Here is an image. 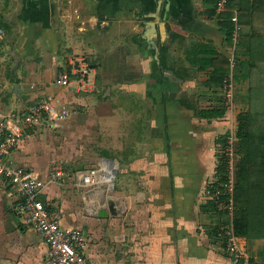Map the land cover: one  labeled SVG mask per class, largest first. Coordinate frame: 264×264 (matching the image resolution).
<instances>
[{
    "label": "crops",
    "instance_id": "0c3cea01",
    "mask_svg": "<svg viewBox=\"0 0 264 264\" xmlns=\"http://www.w3.org/2000/svg\"><path fill=\"white\" fill-rule=\"evenodd\" d=\"M215 2L0 0V118L16 120L43 100L72 111L59 129L30 125L6 159L43 180L60 172L39 198L60 226L83 232L90 264H232L219 230L229 222L204 196L219 175L225 127L198 110L220 103L203 84L209 69L188 58L197 44L233 54L237 88L247 87L245 62L264 59V0H233L236 43ZM61 73L68 86L57 83ZM106 161L110 183L82 182ZM22 203L15 186L0 185V264H46ZM241 238L249 264H264V239Z\"/></svg>",
    "mask_w": 264,
    "mask_h": 264
},
{
    "label": "built area",
    "instance_id": "2783aa9c",
    "mask_svg": "<svg viewBox=\"0 0 264 264\" xmlns=\"http://www.w3.org/2000/svg\"><path fill=\"white\" fill-rule=\"evenodd\" d=\"M229 0H216L214 10L216 14L231 12L228 6ZM230 20L234 22V39L237 42V14L231 12ZM231 53V52H230ZM230 72L223 80L222 92L223 105L226 111L234 110L233 103V69L236 59L228 58ZM57 83L68 86L69 76L66 73L59 74ZM51 100H43L31 107L28 114L14 120L10 117L0 118V185H13L23 198L20 206L24 213L23 223L32 226L43 238L47 245L46 264H90L84 254L86 237L78 228H64L60 226V214L54 209H49L39 198V194L51 182H56L59 171L51 173L47 180L41 179L34 171L14 165L6 157L13 151L23 137L24 131L32 124L45 123L51 128L59 129L63 122L71 116L72 111L54 106ZM230 110V111H229ZM225 111V114H226ZM228 128V127H227ZM225 131L224 142L216 144L218 163L223 161L224 171L204 189V196L215 203L217 212L231 213L233 209V189L235 181V136L234 132ZM233 133V134H232ZM114 168L111 161L98 164L95 168L88 169L82 176V182L88 186L112 181ZM224 239L225 254L232 264H249V256L242 245V238L234 234L231 221L220 226Z\"/></svg>",
    "mask_w": 264,
    "mask_h": 264
},
{
    "label": "trees",
    "instance_id": "16d2710c",
    "mask_svg": "<svg viewBox=\"0 0 264 264\" xmlns=\"http://www.w3.org/2000/svg\"><path fill=\"white\" fill-rule=\"evenodd\" d=\"M232 2L233 0L228 2L230 8ZM23 13L26 14L24 18H29L31 21L36 20L35 11L24 10ZM228 14L231 16V13ZM221 19L220 24L225 29L226 38L230 40L229 34L234 23L229 22L228 16H223ZM237 19V25H240L239 14ZM190 54L188 61L195 65L198 71L209 69L207 79L203 84L212 94H218L216 98L220 103L218 107L214 106L212 109L199 108L198 115L201 118L215 117L222 120L225 108L223 98L217 90L222 89L223 80L230 72V62L217 53L215 48L206 44H197L192 48ZM245 63H248L249 66L248 74L244 77L248 81L247 87L242 86L233 91V103H241L245 105V108L237 115L234 146L236 158L233 189L234 209L231 224L235 235L255 240L264 239V59L252 56L250 61ZM236 64L238 65L237 60ZM232 77L233 80L239 81L238 79L243 76H238L233 70ZM225 134L219 138L218 144L221 145L224 142ZM218 155L217 152V158ZM220 162L223 161L220 159ZM220 162L217 171L221 175L224 166L223 164L221 166ZM211 203L217 211L215 203Z\"/></svg>",
    "mask_w": 264,
    "mask_h": 264
},
{
    "label": "rangeland",
    "instance_id": "374dc122",
    "mask_svg": "<svg viewBox=\"0 0 264 264\" xmlns=\"http://www.w3.org/2000/svg\"><path fill=\"white\" fill-rule=\"evenodd\" d=\"M196 78V77H195ZM195 78H192V79H194V80H196ZM233 82H234V84H233V86H234V89H236L237 88V85H236V80L234 79L233 80ZM192 91V90H191ZM194 94H195V92H193ZM193 96H196V95H193ZM220 96H222V98L224 97V94H223V92H222V90H220ZM185 97H187V95H185ZM192 98V97H191ZM234 109L236 110V106H235V104H234ZM242 109L241 108H239L238 107V109L236 110V111H232V112H228V111H226V109H225V111H226V114H225V112H224V114L222 115V122L224 123V127L226 128V127H228V128H230L231 129V131L232 132H234V136H235V140H236V128H237V115H238V113L241 111ZM230 111V110H229ZM224 128V133H225V131H227V130H229L228 128H226L225 129ZM233 134V133H232ZM222 135H224V134H222ZM89 140V139H88ZM97 146L98 147H100L101 148V146L100 145H98L97 144ZM214 147H215V145H214ZM101 157V155L100 154H95V156H94V160L95 161H97L98 160V158H100ZM233 209H234V207H233ZM233 209H232V211H233ZM225 217H226V222H230L231 220H232V212L231 213H227V212H225ZM232 222V221H231Z\"/></svg>",
    "mask_w": 264,
    "mask_h": 264
}]
</instances>
